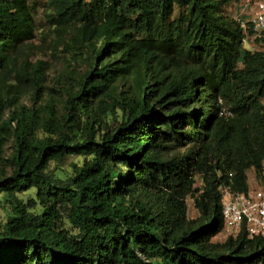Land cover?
Returning a JSON list of instances; mask_svg holds the SVG:
<instances>
[{
	"label": "trees",
	"instance_id": "trees-1",
	"mask_svg": "<svg viewBox=\"0 0 264 264\" xmlns=\"http://www.w3.org/2000/svg\"><path fill=\"white\" fill-rule=\"evenodd\" d=\"M240 1L0 0V264L264 263V237L214 241L221 188L264 181Z\"/></svg>",
	"mask_w": 264,
	"mask_h": 264
},
{
	"label": "built area",
	"instance_id": "built-area-1",
	"mask_svg": "<svg viewBox=\"0 0 264 264\" xmlns=\"http://www.w3.org/2000/svg\"><path fill=\"white\" fill-rule=\"evenodd\" d=\"M238 22L246 34V43L251 38L264 41V0L256 2L250 21L238 19ZM225 114L231 115L227 111ZM221 192L225 227L217 238L225 242L237 239L243 232L251 239L264 237V181L259 180L247 193L234 192L229 187H222ZM190 199L193 200L189 197L188 203Z\"/></svg>",
	"mask_w": 264,
	"mask_h": 264
},
{
	"label": "rangeland",
	"instance_id": "rangeland-1",
	"mask_svg": "<svg viewBox=\"0 0 264 264\" xmlns=\"http://www.w3.org/2000/svg\"><path fill=\"white\" fill-rule=\"evenodd\" d=\"M37 1L39 3H45L46 2V0H37ZM257 1L258 0H242L239 3H235V4L231 5L228 12H229L230 16L234 17L237 21H238V19H240V20L248 22L252 18V14H253V11L256 7ZM37 19L39 22H44L42 10L37 11ZM40 30L42 31L43 29L41 28ZM35 44L42 46L41 38H38L36 40ZM245 46L251 50H263L264 51V41L259 40V39L257 40V39L251 38L247 41ZM46 51L38 50L36 57L42 58L43 60L50 62V64H51V71H50L51 76L50 77L52 79H54L55 77L58 76V73L60 72L62 66L59 62L60 61L59 59H54L51 56V53H49L50 51H47V52ZM86 67L87 66H84V67L80 66L79 68L85 69ZM24 103L27 105V104H29V101L26 100V101H24ZM82 159L83 158H81V157H70L62 165H59V167H61L65 171L72 172L73 164H75V163L82 164ZM249 182H250V187L257 186V183H259V180L257 179L256 175H254V173L252 171L249 172ZM201 185L202 184L199 181L197 187L200 188ZM6 208H7L6 204L3 201H1L0 202V214L4 215V209H6ZM188 215H189V218H191V219H196L199 216V212L196 209L192 199L189 200ZM214 241L215 242H224L220 238H216Z\"/></svg>",
	"mask_w": 264,
	"mask_h": 264
},
{
	"label": "crops",
	"instance_id": "crops-1",
	"mask_svg": "<svg viewBox=\"0 0 264 264\" xmlns=\"http://www.w3.org/2000/svg\"><path fill=\"white\" fill-rule=\"evenodd\" d=\"M254 173V172H253ZM254 175H255V173H254Z\"/></svg>",
	"mask_w": 264,
	"mask_h": 264
},
{
	"label": "clouds",
	"instance_id": "clouds-1",
	"mask_svg": "<svg viewBox=\"0 0 264 264\" xmlns=\"http://www.w3.org/2000/svg\"><path fill=\"white\" fill-rule=\"evenodd\" d=\"M189 204V203H188Z\"/></svg>",
	"mask_w": 264,
	"mask_h": 264
}]
</instances>
